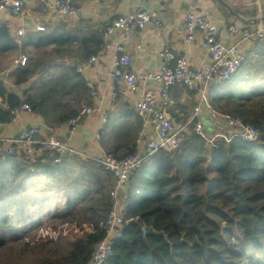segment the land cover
Wrapping results in <instances>:
<instances>
[{
  "label": "trees",
  "instance_id": "16d2710c",
  "mask_svg": "<svg viewBox=\"0 0 264 264\" xmlns=\"http://www.w3.org/2000/svg\"><path fill=\"white\" fill-rule=\"evenodd\" d=\"M111 23L63 21L27 38L28 63L12 76L18 87L29 85L20 96L0 81V123L11 122V109L22 104L49 127L68 123L82 107L92 106V90L77 67L102 53ZM16 46L8 26L0 23V56ZM252 46L238 71L214 86L208 99L221 113L254 126L258 138L219 136L209 144L195 130L197 119L186 115L174 121L186 127L180 146L147 156L131 177L124 223L105 264H264V41ZM184 92L197 104V90L177 85L169 115ZM120 134L129 135L125 130ZM137 151L134 143L120 156L108 153L123 158ZM51 182L65 183L63 204L54 198V218H81L89 230L65 252L47 250L32 264L91 263L108 233L114 174L94 158L46 153L32 160L22 150L0 156V264H21L7 244L37 229L36 214L28 206L40 199L38 192L50 193ZM45 212L42 205L39 216Z\"/></svg>",
  "mask_w": 264,
  "mask_h": 264
},
{
  "label": "crops",
  "instance_id": "0c3cea01",
  "mask_svg": "<svg viewBox=\"0 0 264 264\" xmlns=\"http://www.w3.org/2000/svg\"><path fill=\"white\" fill-rule=\"evenodd\" d=\"M58 1L67 0L44 2L31 0L18 13L11 9L0 10V23L8 26L12 38L17 42L14 49L0 56V81L10 92L21 96L29 85L18 87L14 84L12 76L16 68L24 65L22 61L30 51L25 40L45 32L49 27H54L63 21L75 24L80 19L91 20L94 24L111 23L120 16L135 12L138 8L155 12L161 23L160 26L135 27L129 31L117 29L113 33L106 34L104 50L97 56L92 66L81 72L96 92V95H92L91 104L94 112L85 116L79 128L73 133L70 132L68 123L49 127L42 116L31 110L22 111L9 123H0V134L6 138L17 137L25 128L40 126L42 137L54 134L89 158H98L108 151L120 156L126 152L127 147L134 143L138 145L142 122L136 115L135 106L145 92H153L159 97L160 90L159 83L145 80L141 75L160 69L162 60L158 54L161 50L166 48L171 50L175 60L184 58L194 70L209 65L210 58L204 47L203 34L196 32L189 40L186 38L184 17L187 13L209 16L219 27L218 39L227 44L237 41L236 37L229 34L230 25L242 28L264 25V21L245 23L231 15L229 8L227 9L229 6L240 17L252 20L264 14V0H222L228 5L227 7L218 0H69L77 9L74 16H63L59 13L56 8ZM19 30L24 31L23 35H19ZM118 44H123L126 52L131 56L132 63L129 69L137 76L138 82L134 90L125 85L117 86V98L112 100L113 81L109 74L118 56L116 51ZM253 44L244 43L242 51L246 54L253 48ZM188 94L182 93L179 98L180 103L173 104L171 111L169 110L175 122L186 115L193 117L196 104L193 105V100ZM209 116V111L204 109L202 119L209 122ZM124 130L129 135L118 136ZM143 141L145 143V140Z\"/></svg>",
  "mask_w": 264,
  "mask_h": 264
},
{
  "label": "built area",
  "instance_id": "2783aa9c",
  "mask_svg": "<svg viewBox=\"0 0 264 264\" xmlns=\"http://www.w3.org/2000/svg\"><path fill=\"white\" fill-rule=\"evenodd\" d=\"M29 1L31 0H0V10L11 9L18 13L23 10L24 5ZM56 8L63 16H74L77 12V9L69 0L58 1ZM160 24V19L155 12L138 8L135 12L113 20L108 27V33H113L117 29L129 31L135 27L147 28L148 26H160ZM184 31L188 40L196 32L203 34L204 47L210 58V63L203 69L194 70L184 58L175 60L173 52L166 48L158 54L162 60L160 69L141 75V78L145 80L159 83L160 90L159 97L153 92H145L135 106L136 115L142 122L138 151L123 158H117L109 153L94 158L114 174L115 185L112 192L114 206L106 222L108 233L96 246L90 264H105L107 258L112 254L114 239L124 223V210L129 198L130 179L140 168L144 159L157 151H173L180 146V134L186 127L177 126L168 113V108L172 104L171 90L173 87L180 85L188 90H197L198 102L194 107L191 121L197 119L195 130L208 138L207 142L209 144L212 143L215 137L219 136H224L228 140H231L233 136H239L245 141H254L259 136L258 130L254 126L213 108L208 95L214 90V86L228 80L238 71L245 59V53L242 51L244 43L264 41V25H258L254 28L230 25L228 27L229 34L236 37L237 41L227 44L218 39L219 27L209 16L189 12L184 17ZM18 33L23 35L24 31L19 30ZM116 51L118 56H116L114 66L109 74L113 81L111 86L112 100L117 98V86L125 85L134 90L138 82L137 76L129 69L132 58L126 52L124 45L118 44ZM96 59L97 56L90 57L77 67V71L83 72L86 68L92 66ZM87 84L92 90V95H96L92 84L89 82ZM204 109H207L210 113L208 124L202 119ZM24 110H30V107L27 104H22L11 109L13 119ZM93 112L94 108L92 106L82 107L79 114L68 122L70 132L73 133L77 130L81 120ZM220 124L226 128L223 130L225 132L217 131ZM41 134L42 128L40 126L25 128L17 137L13 138H6L0 134V156L6 157L19 154L23 150L32 160L46 153L79 155L89 158L83 156L80 150L60 140L56 135L49 134L42 137ZM143 140H145V143Z\"/></svg>",
  "mask_w": 264,
  "mask_h": 264
},
{
  "label": "rangeland",
  "instance_id": "374dc122",
  "mask_svg": "<svg viewBox=\"0 0 264 264\" xmlns=\"http://www.w3.org/2000/svg\"><path fill=\"white\" fill-rule=\"evenodd\" d=\"M33 54L34 56H37L38 53L33 51ZM27 57L28 56L26 55L23 59L24 65L28 63ZM205 123L208 124L209 122L205 121ZM225 129L226 128L220 124L217 131H223ZM50 185V193L43 191L38 192L37 194L40 196V199L33 204L30 203L28 206V210L30 209V212L36 214L33 224H38L37 229L34 228L31 231L23 232L21 235L18 234V237L15 240H12L7 244V251L10 250L9 253L13 257L19 258L21 264H32L37 257L45 254L43 252L47 250L56 249L58 253H63L74 238L82 236L89 230L88 224L82 222L81 218L71 220L54 218V212L56 211L54 209V198L58 199L57 201H60L59 205L63 204L64 200L62 196L64 193H62L61 189L64 188L65 183L54 184V182H51ZM54 189H57V194L54 193ZM201 189L205 191L207 187L202 186ZM43 196L46 198H43ZM42 205H44L46 214L39 216ZM235 233L239 235L237 229L235 230ZM43 241L52 242L51 244L46 245Z\"/></svg>",
  "mask_w": 264,
  "mask_h": 264
},
{
  "label": "water",
  "instance_id": "95a60500",
  "mask_svg": "<svg viewBox=\"0 0 264 264\" xmlns=\"http://www.w3.org/2000/svg\"><path fill=\"white\" fill-rule=\"evenodd\" d=\"M228 8H229V12L231 15L237 17L238 19H240L241 21H243L245 23L251 24V23H260V22L264 21V14L263 15L261 14L260 16H257L252 20H246V19L240 17L239 15H237L236 13H234V11L229 6H228Z\"/></svg>",
  "mask_w": 264,
  "mask_h": 264
}]
</instances>
